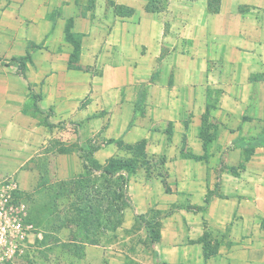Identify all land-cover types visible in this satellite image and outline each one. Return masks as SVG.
I'll use <instances>...</instances> for the list:
<instances>
[{
    "label": "crops",
    "instance_id": "0c3cea01",
    "mask_svg": "<svg viewBox=\"0 0 264 264\" xmlns=\"http://www.w3.org/2000/svg\"><path fill=\"white\" fill-rule=\"evenodd\" d=\"M208 1L0 0V165L35 179L49 144L64 179L143 141L118 228L157 216L140 264H264V0Z\"/></svg>",
    "mask_w": 264,
    "mask_h": 264
},
{
    "label": "rangeland",
    "instance_id": "374dc122",
    "mask_svg": "<svg viewBox=\"0 0 264 264\" xmlns=\"http://www.w3.org/2000/svg\"><path fill=\"white\" fill-rule=\"evenodd\" d=\"M9 62L13 63L12 61ZM51 149L52 148L49 147L48 144V146L40 152L42 153L40 158H35L19 168V170H25L30 169L32 166H38L39 175H37L35 179L31 180V177L22 176V179L27 182L28 187L23 185L22 179L21 181L19 180L21 175H19L18 172L14 173L11 171V169L16 168L8 167L7 163H2L3 165H0V183H6L9 180H13L17 183L18 190L15 192L16 199L22 201L26 205L28 221L32 224L34 230L41 235L40 239L32 241L33 243L25 249L21 256L8 264H74L83 254V248L80 244L75 243V248L69 245L67 246L74 234L73 227H70L72 229L64 228L56 231V221L54 222V216L56 215L48 218L46 216L49 211H52L49 207L51 202L56 199L59 192L57 187L58 182L67 181L82 174L81 171L78 173L75 172L74 175L62 179L58 172L57 161L54 159L53 149ZM126 155L127 154L124 152L122 155L120 154L121 157ZM30 163L32 164L30 165ZM159 170L160 167L155 165L150 166V172L152 174L159 172ZM32 181L35 183L33 186L29 187ZM38 183L39 186L37 185ZM125 188L129 202L127 207H129L132 203L129 191L134 194L135 186L132 184L131 189H129V185L127 184ZM69 196L70 195L67 194L66 198L57 197L55 200L57 212L60 213V217L65 215V211H67L71 204ZM50 197L52 198L50 199ZM140 216L142 219L138 218ZM156 219L158 220L157 216L153 215L151 212L143 215L134 214L132 217L133 226L131 229H117L114 232L98 231L97 235L96 233L89 232V238L93 240L95 238L97 239L98 247L94 251L89 252L91 259H88L83 264H107L106 260L109 251L121 253L125 256L126 261L124 264H140L141 262H146L148 259L147 255H149L151 251L149 233L152 228V226H150L149 229L147 223L151 224L155 222ZM43 235L47 238L41 241ZM71 250H73V252H71Z\"/></svg>",
    "mask_w": 264,
    "mask_h": 264
},
{
    "label": "trees",
    "instance_id": "16d2710c",
    "mask_svg": "<svg viewBox=\"0 0 264 264\" xmlns=\"http://www.w3.org/2000/svg\"><path fill=\"white\" fill-rule=\"evenodd\" d=\"M146 1L145 10L154 13L161 11L167 0ZM208 7L209 10L216 12L218 10V0H209ZM116 10L118 14L121 12V8H116ZM70 24L68 23L65 29V40L73 48L69 66L74 68L73 62L79 53L80 40L79 36L69 31ZM23 60L24 58H13L10 61L22 63ZM126 149L130 153L129 157L111 158L105 166L99 165L88 154L82 155L80 156L83 161L82 174L76 178L58 182L59 192L56 199L57 197L66 198L68 194L70 195L71 204L65 211V215L60 217V213L57 212L55 199L49 207L52 211H49L46 216L48 218L56 215L54 216L56 231L64 228L72 229L70 227H73L74 234L67 246L75 248V243L81 246L84 244L97 245V239L89 238V232L97 235L98 231L114 232L120 228L123 221V211L129 204L125 189L128 175L133 174L140 167H144L146 172L149 173L148 161L144 152V142L128 145ZM60 151L63 153L69 152L65 149ZM37 185L39 186V183ZM138 218H141V216ZM152 220L154 221L153 218ZM151 224L147 223L149 229ZM46 238L43 235L41 241L46 240ZM157 239V229H150L149 241L153 243ZM204 250L206 251V248Z\"/></svg>",
    "mask_w": 264,
    "mask_h": 264
},
{
    "label": "built area",
    "instance_id": "2783aa9c",
    "mask_svg": "<svg viewBox=\"0 0 264 264\" xmlns=\"http://www.w3.org/2000/svg\"><path fill=\"white\" fill-rule=\"evenodd\" d=\"M17 183H0V264L12 263L35 239H40L28 221L26 205L16 199Z\"/></svg>",
    "mask_w": 264,
    "mask_h": 264
}]
</instances>
